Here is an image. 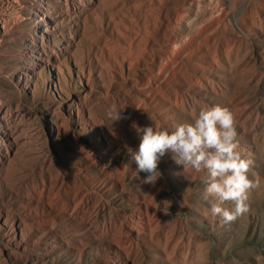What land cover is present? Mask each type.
<instances>
[{
    "label": "rangeland",
    "instance_id": "1",
    "mask_svg": "<svg viewBox=\"0 0 264 264\" xmlns=\"http://www.w3.org/2000/svg\"><path fill=\"white\" fill-rule=\"evenodd\" d=\"M66 1L53 2L52 28L72 47L49 90V70L33 74L21 58L34 0H0V110L12 138L0 140V264H264V0ZM79 91L84 130L68 106ZM215 105L232 112L248 177L258 180L249 211L230 223L210 215L203 173L166 155L151 185L131 155L135 125L171 129ZM91 131L104 143L98 154L79 151Z\"/></svg>",
    "mask_w": 264,
    "mask_h": 264
},
{
    "label": "clouds",
    "instance_id": "2",
    "mask_svg": "<svg viewBox=\"0 0 264 264\" xmlns=\"http://www.w3.org/2000/svg\"><path fill=\"white\" fill-rule=\"evenodd\" d=\"M111 114L114 122L122 119L123 112L113 107ZM134 128L139 144L131 155L138 177L145 174L144 183L155 185L162 177L158 164L167 155L182 169L203 173L200 179L205 199L212 197L215 201L208 209L212 217L230 223L249 211L248 193L258 180L248 177L251 161L241 154L234 116L228 108L203 107L190 122L171 129L152 125ZM226 201L234 207H223Z\"/></svg>",
    "mask_w": 264,
    "mask_h": 264
},
{
    "label": "bare ground",
    "instance_id": "3",
    "mask_svg": "<svg viewBox=\"0 0 264 264\" xmlns=\"http://www.w3.org/2000/svg\"><path fill=\"white\" fill-rule=\"evenodd\" d=\"M61 1L62 0H34V3L31 6V10H29V20H31V22H33L34 24L33 35L30 41L25 45V48L23 49L21 53V58L24 60L23 64H26L27 66L33 68L31 73L38 74L39 68H45L49 70L50 75H51L50 78L47 80L49 90H51L54 85V81H53L54 71H57L59 75H61L60 74L61 72L60 56H64V54L69 53L72 47V42L67 39L68 37L61 36V39H59L58 43H56L55 41V39L58 38L59 34H58V31L54 29V27L52 28V24L56 25L57 23V19L55 18L57 13L55 11L54 3L55 2L58 3ZM67 1L68 3H70L73 9L80 8V7L81 8L89 7V6L94 5V3H96L94 0H67ZM60 4H62V2ZM45 37L47 38L45 39ZM44 39L51 43V45L49 44L47 46L46 50L42 49L43 47L42 42L44 41ZM25 61H27V63ZM206 61L204 60L203 63ZM214 65L216 64L212 61L206 62V66H207V67L205 66L206 70H213L215 68ZM224 75L225 74H218V75L216 74L215 76L222 79L224 78ZM23 76H25L23 73L20 74L19 80H22ZM189 80L191 81H187L188 83L192 82V79H189ZM57 82L59 83V81ZM87 88H89V91H91L92 89L88 81H87ZM70 94H71L70 96L71 99L68 101V106H70L71 108L69 109L71 110V113L76 119L77 126L81 130L82 129L84 130L90 126L88 118L86 119L87 103H86L85 93L82 91L81 92L79 91V92L70 93ZM80 137L82 138L81 141L85 145L84 147L83 146L80 147L79 151H81L82 153L95 152L98 154L99 153L98 149H100V147L104 144L102 141L101 135L95 133L94 131H91V133L89 134H85V133L81 134ZM10 138L11 136L9 133V129L5 123L4 115L2 111L0 110V140L3 143H5ZM3 149L4 148H2V144H1L0 145V161L3 158V151H4ZM5 149L7 148L5 147ZM142 210H143L142 203L139 202L134 209V212L137 213L139 218H144L143 216H145L143 213L144 210L143 211ZM128 226L129 225L127 223H122L119 225L118 228L120 229V231L121 230L125 231L128 228ZM16 228H12L8 224H6L4 221L1 223V229L4 231V233L10 236H13V238H16L17 236ZM15 246L21 250L27 249V243L22 245V244H19L18 242L16 243Z\"/></svg>",
    "mask_w": 264,
    "mask_h": 264
}]
</instances>
